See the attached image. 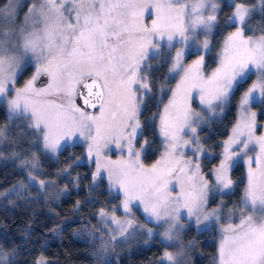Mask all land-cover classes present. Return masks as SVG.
Masks as SVG:
<instances>
[{"label": "snow or ice", "instance_id": "snow-or-ice-1", "mask_svg": "<svg viewBox=\"0 0 264 264\" xmlns=\"http://www.w3.org/2000/svg\"><path fill=\"white\" fill-rule=\"evenodd\" d=\"M18 3L0 0V111L6 114L0 159L18 161L27 183L21 180L0 197L27 202L35 189L36 198L48 199L56 180L42 170L37 151L55 158L79 144L95 165L89 193L106 181L120 199L95 214L98 224L90 234L99 239L94 254L101 260L139 232L160 237L165 250L158 264H183L187 220L219 226L214 264H264V132L257 134L264 125L252 111L264 106V22L253 24L256 14L264 21V0H32L17 23ZM225 7L231 11L221 28ZM218 31L226 34L214 46ZM214 50L210 67L206 57ZM190 55L196 58L187 63ZM161 58L170 66L159 82L161 110L151 117L161 138L159 158L146 164L149 141L139 147L137 141L154 86L150 61ZM173 80L175 86L168 87ZM237 92L238 119L213 157L198 129L222 117ZM13 125L34 137L35 151L5 156L21 135H11ZM113 151L115 160L108 155ZM202 156L218 163L205 169ZM241 158L248 170L238 205L229 209L221 199L209 210L210 198L234 191L230 173ZM71 167L56 175H70ZM79 184L77 176L73 187ZM67 191L65 186L52 198ZM134 206L142 209L145 223L137 220ZM19 254L6 239L0 243V264H17ZM34 264L50 262L41 254Z\"/></svg>", "mask_w": 264, "mask_h": 264}, {"label": "trees", "instance_id": "trees-1", "mask_svg": "<svg viewBox=\"0 0 264 264\" xmlns=\"http://www.w3.org/2000/svg\"><path fill=\"white\" fill-rule=\"evenodd\" d=\"M25 8V5L23 6ZM22 8V11L23 9ZM230 9L225 7L221 13V28ZM261 21L259 14L253 17V24H259ZM226 33L217 32L213 41L214 46L221 40L222 35ZM167 49L162 51L165 53ZM195 55L188 56L191 59ZM206 59L209 66L213 67V57ZM153 64L151 79L153 80V90L149 97L146 98V104L141 116V122L144 125L143 135L139 141L147 139L149 147L145 158L146 164L153 163L159 157L160 142L156 136V126L151 122V117L161 110L159 105V82L163 81L166 76L169 64L163 63V59L150 61ZM250 82V81H249ZM248 82V84H249ZM174 80L170 82V86ZM244 85V88L248 85ZM242 88V89H244ZM240 92L230 102L228 115L232 119L234 110ZM166 96L164 98L165 102ZM254 109L263 108V113H259L257 124L264 125V106L255 105ZM6 115L0 111V124L5 123ZM21 124L16 121V125ZM257 134H260V127ZM26 129L24 127L12 126V136L18 133V143L5 151V156L11 151L24 153L25 151H35L30 148L34 139L31 135H23ZM264 131V129H263ZM226 134V133H225ZM225 134H221L224 136ZM208 136L205 139H210ZM212 146H210L211 148ZM217 154V153H216ZM40 156L42 170L47 173L49 178L56 180V188L52 195L59 192L65 186L68 191L58 198L53 199L52 195L48 199L36 198V191H31V197L27 202L22 199L13 197L4 199L0 203V243L5 239L9 245H15L19 248L20 254L17 256V264H34V261L41 254L50 262V264H158V258L163 251V245L157 238H153L149 244H144L147 240L145 235L141 234L136 238L119 244L114 251H110L101 260L97 252L99 248V239L94 238L90 232L98 224L95 216L101 207L111 208L118 204V199L111 195L106 188V181L98 182V187L89 193L91 186V173L95 165L87 161L85 149L83 146L76 144L66 147L57 159L50 160L47 156L37 151ZM216 156V155H215ZM214 156V157H215ZM76 158H80L77 165ZM18 161L11 159H0V192L17 185L21 180L25 181L24 173L17 167ZM71 164L69 169L70 175L56 173ZM79 176V188L73 187L75 178ZM232 179L236 182L234 191L227 195L228 204L237 203L244 186L243 168L240 163L236 164L232 170ZM11 200V203H9ZM76 201H80L79 209L75 208ZM119 214V212L117 213ZM55 229V231H53ZM99 232L96 233V237ZM25 241H27L25 243ZM184 242H191L193 247L185 251L184 264H214L216 253V234L214 232L197 233L194 229L184 236Z\"/></svg>", "mask_w": 264, "mask_h": 264}, {"label": "rangeland", "instance_id": "rangeland-1", "mask_svg": "<svg viewBox=\"0 0 264 264\" xmlns=\"http://www.w3.org/2000/svg\"><path fill=\"white\" fill-rule=\"evenodd\" d=\"M31 3H32V0H19V3H18V16H17V23H20V22H22L23 21V18H24V16L26 15V13H27V11H28V8L31 6ZM225 3H227V0H225ZM25 5V8L23 7ZM22 8H24L23 9V11H22ZM222 39V38H221ZM165 53H167V50L165 51ZM216 54V53H215ZM188 57H186V62L187 63H191V61L193 60V59H195L196 57L194 56V57H192L191 59H187ZM207 58V57H206ZM206 61H207V63L208 64H210L209 63V61L206 59ZM153 65V64H152ZM170 66V65H169ZM215 66V65H214ZM213 66V67H214ZM31 73H32V69H29L26 73H25V75H24V79H27L30 75H31ZM166 75H167V73H166ZM252 79H255V77H253ZM175 80H174V83L170 86V85H168V87H174L175 86ZM20 83L22 84L23 83V80H21L20 81ZM250 84H251V81L249 82V84L246 86V87H248V86H250ZM245 87V88H246ZM244 89H241V92L243 91ZM241 92H240V94H241ZM239 94V95H240ZM168 95H170V93H165V96H166V101L164 102V103H167V96ZM158 98H159V101H160V99H161V97H160V95H158ZM238 101H239V97H238V100L237 101H235L236 102V106H235V110H234V117L232 118V119H230L231 117H229V115H228V110H229V106H230V104H229V106L225 109V112H224V114H223V116L222 117H220V116H218V117H216L215 119H209L204 125H202V127H201V129H198V133H199V135H200V137H201V140H202V142H204V147L206 148V149H208L210 152H211V154H212V156L214 157L215 155L216 156H218L219 155V153L222 151V148H221V144H222V142L225 140V139H227V137H228V135L230 134V132H231V128H232V126H233V124L235 123V121L238 119V108H237V103H238ZM259 105V104H258ZM194 107H197V105L196 104H194L193 105ZM254 107V106H253ZM252 111H255L256 113H257V117H258V115H259V113H263V108H259V110L258 109H254V108H252ZM6 115V114H5ZM159 122H158V120L156 121V124H158ZM259 129V128H258ZM263 129H264V127H260V133L261 132H264L263 131ZM226 133V134H225ZM221 134H225L224 136H222ZM156 136H157V138H158V140H159V142H160V136H159V134H158V130H157V128H156ZM208 136H210L209 138L210 139H205V138H207ZM140 143H142V141H137V147H139V144ZM210 146H212L211 148H210ZM217 153V154H216ZM251 155H254V153H250ZM109 158H111V159H113V160H115V159H117V153L115 152V151H113V152H110L109 154ZM50 160H55V159H57V157H55V158H53V157H51V156H47ZM159 158V157H158ZM19 163V162H18ZM201 163H202V167L203 168H205V169H209V168H211L212 166H214L215 164H217L218 163V160L217 159H209V158H207V157H201ZM239 163H240V165L242 166V168H243V178H244V186L242 187V191H241V194H240V196H239V198H238V202L237 203H232V204H228V202H227V198H226V196H223V197H221V196H216L215 198H214V200H212L211 198H210V203H209V210H211L212 208H215L219 203H220V201H221V199H223V201H224V203L227 205V208H232L233 207V205H238V203H239V201H240V198H241V196H242V194H243V189L245 188V186H246V184H247V165L244 163V160H243V158H241L240 159V161H239ZM17 167L19 168V166H18V164H17ZM234 169V168H233ZM232 169V170H233ZM230 174H232V171H231V173ZM24 177H25V175H24ZM25 183H27V180H26V178H25ZM13 187H10V188H8V189H5V190H3V191H1V192H5V191H7V190H9V189H12ZM106 188H107V191L109 192V190H108V186H107V182H106ZM110 193V192H109ZM111 195H113L114 197H116L117 196V194H116V192L113 190V192H111L110 193ZM13 197H15V195H10L9 197H0V203L4 200V199H11V198H13ZM120 203V199H118V204ZM117 204V205H118ZM133 212L135 213V215H136V218H137V220L140 222V223H145V217H144V215H143V212H142V209H137V207H133ZM118 216L119 215H121V213L119 212V214H117ZM182 223L184 224V231L182 232V239H183V241H184V236L186 235V233L189 231V229H194V231L195 232H197V233H201V232H208V233H212V232H214L215 234H216V240H217V245H216V253H215V257H216V255H217V247H218V242H219V226L214 222V221H208V222H204V223H202L201 225H199V226H197V225H195V223H194V221L193 222H189V221H187V220H184V221H182ZM147 227H153L152 226V224H148L147 225ZM158 229H156V228H154L153 229V231L155 232V231H157ZM159 231H162V229H159ZM139 235H141V233H137V235L135 236V237H133V238H136V237H138ZM145 237H146V241H145V243L144 244H149V242L150 241H152L153 240V238H157L158 239V241L162 244V242H161V239H160V237L159 236H154L153 238H151V239H149L146 235H145ZM184 244H185V247H186V251H188V250H190L192 247H193V244L191 243V246L189 247L188 245H189V242H184ZM163 245V244H162ZM165 250V248H164V246H163V251ZM169 250H171V251H176V249L175 248H172V249H169ZM163 251H162V253H163ZM162 255V254H161ZM161 257V256H160ZM159 257V258H160ZM214 257V258H215ZM159 258H158V261H159ZM187 258H185V255H184V257L182 258V260H183V264H184V262H185V260H186ZM192 264V263H191Z\"/></svg>", "mask_w": 264, "mask_h": 264}, {"label": "water", "instance_id": "water-1", "mask_svg": "<svg viewBox=\"0 0 264 264\" xmlns=\"http://www.w3.org/2000/svg\"><path fill=\"white\" fill-rule=\"evenodd\" d=\"M38 85H39V82H38Z\"/></svg>", "mask_w": 264, "mask_h": 264}]
</instances>
